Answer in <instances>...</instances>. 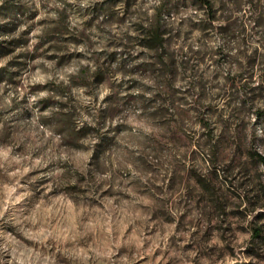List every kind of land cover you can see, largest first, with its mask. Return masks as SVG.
I'll return each instance as SVG.
<instances>
[{"label": "rangeland", "instance_id": "374dc122", "mask_svg": "<svg viewBox=\"0 0 264 264\" xmlns=\"http://www.w3.org/2000/svg\"><path fill=\"white\" fill-rule=\"evenodd\" d=\"M119 3L125 5L123 16L115 10ZM135 3L136 0H104L103 5L83 10V16H90L85 21L84 32L69 31L65 24L67 15L62 13L58 26L47 31L33 50L28 51L31 27L18 33L21 24L35 17L28 0H0V60H7L0 68V84L13 89L22 87L21 77L29 70L31 61L41 56L57 61L56 68L73 58H82L83 54L69 52L68 45L91 44L93 34L87 29L96 24L100 15L106 14L102 23L122 25ZM244 3L251 5L253 12L248 17L254 21L250 29L239 17L233 18V11H242ZM229 4H234L235 9H229ZM72 7L66 5V8ZM189 8L203 12L205 19L197 23L189 18L170 26L173 16L179 17ZM219 20H224L225 24L216 29L214 22ZM145 21L133 24L138 33L136 37L125 34L129 43L115 38L108 42V48H123L122 52H100L97 71L85 72L86 78L74 82L89 88L107 82L113 94L105 98L106 106L93 111L90 105L70 96L66 102L50 97L34 107H39L41 112L49 107L61 109L43 122L64 134L63 147L84 151L92 147L90 167L103 171L106 166L119 163L121 170L114 175L113 182L120 180L121 187L131 189L135 197L127 192H120L119 196L129 201L134 198L151 201L131 209L150 217L144 226L146 234L166 229L174 222L177 230H187L193 224L188 217L195 209L202 218L195 222L198 227L192 234L195 240L186 245V249H192L194 244L203 248L202 255L208 256L212 264L220 260L224 264H264V210L256 212L264 209V182L259 179L264 174L257 171L258 165L264 164V156L257 151L264 150L261 138L264 128L257 127L264 123V108L260 107L264 104V52L249 47L251 34L261 35L258 30H264V0H164L147 28ZM197 32L205 39H211V33L217 32L229 42L237 41L241 46L239 56L231 57L223 49L212 54L194 50L191 41ZM155 34L162 36V42L154 38ZM261 38L264 40V36ZM200 42L197 38L196 43ZM261 47L264 48V43ZM134 48L141 50L133 55ZM49 52L54 54L49 56ZM233 62L238 65L239 72L233 76L229 69V74L224 75L223 65ZM114 63L119 66L112 70ZM214 68L217 70L213 71ZM35 70L33 66L30 71ZM117 72L125 77L119 82L113 79ZM137 76L141 80L155 78L156 89L143 85ZM45 88L60 96L66 92L52 84L31 86L30 92L35 94ZM135 89L141 94H133ZM7 91L6 87L5 94ZM146 91H154V95L148 98L143 94ZM253 108H256L254 114L258 119L249 133L247 117ZM141 109V115L136 116ZM15 110H20V119L32 116L27 108V97L13 101L9 111ZM80 111L92 116L98 127L102 124L107 129L104 135L87 122L81 126ZM113 113L126 114L132 123L116 124ZM3 115L0 112V117ZM140 120L153 127L150 135L137 137L132 134L133 125ZM121 133L129 135L122 137ZM92 137L98 139V143H82ZM127 164L132 168H126ZM93 187L99 199H91V193L83 186L69 185L67 191L85 196L93 205H99L100 200L113 194L111 187L104 191H101L102 185ZM177 211L183 214L173 216ZM250 212L256 214L244 227L243 221ZM233 225L239 231L251 233L239 252L228 242ZM8 230L13 229L9 227ZM131 232L130 225L126 236ZM217 234L224 241L223 247L212 244ZM134 252V248L132 251L120 249V254L127 253L130 257ZM155 255H161L159 250ZM148 259L142 256L135 264H147ZM63 264H71V261L64 259Z\"/></svg>", "mask_w": 264, "mask_h": 264}, {"label": "clouds", "instance_id": "9594fccd", "mask_svg": "<svg viewBox=\"0 0 264 264\" xmlns=\"http://www.w3.org/2000/svg\"><path fill=\"white\" fill-rule=\"evenodd\" d=\"M163 3L164 0H136L122 25L102 23L106 20V14L100 15L96 24L87 29L88 33L93 34L91 44L85 42L68 45L69 52L83 54L82 58H73L56 68L57 61L41 56L31 61L29 70L21 77L22 87L13 89L9 85L0 84V112L4 113L0 117V264H63L64 259L71 261V264H135V260L142 256L149 258L147 264H169V261H172V264H212L208 256L202 255L203 248L194 244L192 249H186V245L195 240L192 235L198 230L195 222L202 218L199 211L193 209L190 213L188 219L192 220L193 224L187 230H177V224L174 222L166 229L157 230L151 235L146 234L144 226L150 217L131 209L139 204H150L151 201L147 198H134L129 201L119 196L120 192H127L135 197L131 189L121 187L120 180L113 182L114 175L121 170L119 163L111 167L106 166L103 171H97L94 166L90 167L94 151L92 147L87 151L63 147L64 134L43 122L53 113H59L61 109L49 107L41 112L39 107H34L39 101L50 97L66 102L70 96L90 105L93 111L106 106L105 98L113 94V89L107 82L96 88L74 82L86 78L83 75L85 72L91 74L97 71L96 60L100 52H122L123 48H108V42L115 38L123 40L125 44L129 43L125 34L129 37L138 35L133 24L147 18L144 27H149V22L157 16ZM96 4L103 5L104 0H28V7L35 13V17L21 24L18 33L31 27L27 50L32 51L47 31L58 26L62 13L67 15L65 24L69 31L84 32L85 21L90 16H83L81 13ZM66 5L73 7L66 8ZM228 7L235 9L234 4H229ZM115 10L121 16L125 15L123 3L116 4ZM252 15L251 5L247 3H244L242 11H233V18L239 17L249 29L254 26V21L248 19ZM189 18L199 23L205 16L203 12L189 8L182 11L179 17L173 16L170 26ZM224 24V20H219L214 22V27L219 29ZM258 31H261V35L251 34L249 47L264 52L261 47L264 43L261 38L264 36V30ZM197 38L201 40L200 43H196ZM191 43L194 50L209 54L223 49L231 57H238L241 51L237 41L229 42L217 32L211 33V39H205L197 32ZM140 50L134 48L132 54L136 55ZM53 54L48 53L49 56ZM6 63L7 60H0V68ZM33 66H36V70L31 72ZM118 66V63L111 64V69L115 70ZM229 69L233 76L239 72L235 62L231 65L224 64L223 74L228 75ZM215 70L217 69L214 68L213 71ZM124 78L123 73L119 72L113 77L117 82ZM136 79L141 80L139 76ZM141 83L153 90L157 86L155 78L142 79ZM48 84L66 90L65 95H57L46 88L31 94V86ZM133 94L141 93L139 89H135ZM143 94L151 98L154 91H146ZM25 97L32 116L20 119V110H9L13 108V101L19 102ZM260 107L264 108V104ZM255 111L256 108H253L252 114L247 117L250 122L249 133L252 131L251 125L256 124L258 119ZM141 112L142 109L137 110L136 116H140ZM79 116L81 126L83 122H87L96 128L101 136L107 131L102 124L98 127V122L83 111H80ZM113 116L116 124L132 123L124 113H113ZM257 127L264 128V123ZM153 131V127L144 120L137 121L132 127V134L137 137L141 134L150 135ZM127 135L129 134L121 133L122 137ZM4 137L8 139L5 140ZM261 138L264 139V134H261ZM82 143L95 145L98 139L92 137ZM257 151L264 156V150ZM125 167L131 169L132 165L127 164ZM257 171L264 174V164L258 165ZM259 179L264 182V175ZM69 185L83 186L91 193V199L100 198L99 193L94 190V185H102L101 191L111 187L113 194L100 200L99 205H93L85 196L67 191ZM262 210L264 209H257L256 212ZM256 212L247 214L243 221L244 227L248 226ZM182 214L183 212L179 211L172 213L173 216ZM130 225L132 232L126 236ZM9 227L13 230L9 231ZM148 231H151V227ZM250 235V232L239 231L236 225H233L228 242L239 252ZM212 244L223 247L224 241L217 234ZM121 248H127L129 251L134 248L135 252L130 257L127 253L120 254ZM158 250L160 256L155 255ZM218 264H224V261L220 260Z\"/></svg>", "mask_w": 264, "mask_h": 264}, {"label": "trees", "instance_id": "16d2710c", "mask_svg": "<svg viewBox=\"0 0 264 264\" xmlns=\"http://www.w3.org/2000/svg\"><path fill=\"white\" fill-rule=\"evenodd\" d=\"M204 1H206V0H204ZM154 38L156 39V40H158L159 42H162V36L160 35V34H155L154 35ZM261 156V155H260Z\"/></svg>", "mask_w": 264, "mask_h": 264}]
</instances>
